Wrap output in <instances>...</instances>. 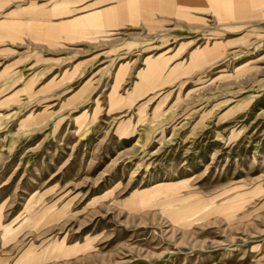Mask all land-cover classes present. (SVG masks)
Returning a JSON list of instances; mask_svg holds the SVG:
<instances>
[{
	"label": "rangeland",
	"instance_id": "obj_1",
	"mask_svg": "<svg viewBox=\"0 0 264 264\" xmlns=\"http://www.w3.org/2000/svg\"><path fill=\"white\" fill-rule=\"evenodd\" d=\"M163 2L0 0V264H264V0Z\"/></svg>",
	"mask_w": 264,
	"mask_h": 264
},
{
	"label": "crops",
	"instance_id": "obj_2",
	"mask_svg": "<svg viewBox=\"0 0 264 264\" xmlns=\"http://www.w3.org/2000/svg\"><path fill=\"white\" fill-rule=\"evenodd\" d=\"M161 1H165V2H169L170 0H159V4H161ZM164 3V2H163ZM113 6H109V7H104L102 9H96L93 12H89L86 13L85 15H83L84 17H89L87 19V21L89 20H99L104 22L105 24L108 25H113V23H116L118 21V17H117V9H119V7L117 5H114V10L112 8ZM164 8V7H163ZM91 16V17H90ZM123 15L119 18V20L123 19ZM83 22H85V20H82ZM110 26V27H111Z\"/></svg>",
	"mask_w": 264,
	"mask_h": 264
}]
</instances>
